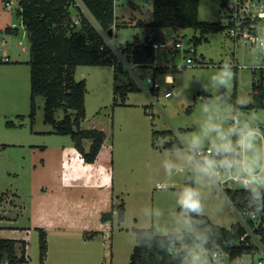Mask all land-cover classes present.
<instances>
[{
	"label": "rangeland",
	"instance_id": "374dc122",
	"mask_svg": "<svg viewBox=\"0 0 264 264\" xmlns=\"http://www.w3.org/2000/svg\"><path fill=\"white\" fill-rule=\"evenodd\" d=\"M14 1L13 7L8 8L5 0H0V36L6 40L4 47L11 58L10 61L0 60V196L4 195L0 213L17 205L13 191L21 194L20 202L27 198L30 144L71 140L69 134L50 131L54 126L45 120L43 94L35 96L36 112L33 117L31 115L30 41L17 11L18 0ZM223 1L200 0L199 18L226 23ZM152 4V0H116L115 4V15L122 25L115 29L113 46L123 61L132 65L124 63L129 70L128 76L137 84L136 89L126 94L115 92L116 79L110 64L79 65L76 68V78H86L88 88L86 118L82 126L102 128L107 133L110 146L105 152L106 158H111V154L114 156L115 182H121L127 211L123 220L116 216L113 228L110 227L105 236L95 234L89 239L87 245L91 253L83 251V254L76 255L75 250L74 255L67 254L63 260L65 264H127L137 243L134 228L153 227L156 231L155 222L145 214L146 209L160 210L163 213L161 223L170 221L177 211V194L185 186L183 174L169 176L163 166L170 155L169 143L176 141L172 130L191 132L195 129V122L200 118L198 97L207 95L201 93V84L206 83L225 60L234 65L236 72L234 85L228 90L233 101L241 95L255 98L254 84L260 83L257 79L259 69H251L249 65H264V52H258L242 39L236 40L225 27L204 32L194 27L141 25L140 20L151 21ZM149 35L152 39H165L169 43L180 38L184 47L189 45L192 36L203 37L196 44L195 52L182 48H157L153 65H134L120 48L127 41H133L135 36L145 39ZM187 57H192L193 62L188 63ZM173 64H185V67L182 70H155L156 65ZM168 72L173 74L172 82H165ZM128 76L124 75L122 79H128ZM148 76L156 77L161 86L151 90ZM168 89L172 93L165 96ZM243 111L264 116V106L248 107ZM63 116L64 110L58 108L55 117L61 119ZM33 132L38 135L34 136ZM202 191L206 215L214 223L228 227L241 220L234 207L217 212L221 197L228 199L222 189L204 188ZM26 219V215L20 216L16 224L26 225ZM254 256L257 258L258 253ZM26 264H42L37 231L29 237V260ZM225 264H228V257H225Z\"/></svg>",
	"mask_w": 264,
	"mask_h": 264
},
{
	"label": "trees",
	"instance_id": "16d2710c",
	"mask_svg": "<svg viewBox=\"0 0 264 264\" xmlns=\"http://www.w3.org/2000/svg\"><path fill=\"white\" fill-rule=\"evenodd\" d=\"M153 17L151 21H142L141 25L164 27H194L202 31H216L221 27L227 28L226 23L201 20L199 18L200 0H152ZM72 0H19L17 11L22 17L30 41L31 66V115L36 112L35 96H45V120L54 126V131L69 134L74 145L88 162L95 161L105 141L106 132L98 127H83L86 118V78H76V68L79 65L110 64L114 69L115 92L126 94L137 88V84L128 76L129 70L118 52L103 44L105 39L98 27L85 15L80 25H72ZM92 12L96 23L108 32L113 31V23L118 17L115 15L116 0H84ZM122 22L117 21V27ZM124 24V23H123ZM8 29H15L7 26ZM203 36L194 35L191 40L195 44ZM153 39L149 36L141 39L135 36L133 41H127L120 50L127 55L131 62L141 65H153L156 59ZM121 47V45H120ZM168 65H156L155 70L167 71ZM257 79L254 84V103L248 107L264 106V67L258 68ZM127 75L128 79H122ZM121 77V80H120ZM151 90H155L151 88ZM62 108L64 116L55 117L56 110ZM166 132V131H163ZM168 132V131H167ZM157 135V131L154 132ZM91 138L88 149L84 146V139ZM176 141L170 142L169 146ZM231 199L234 207L240 212L244 207L245 193L230 179L219 185ZM3 194L0 196L2 198ZM116 212L119 220L124 219L125 203H114L112 209L102 214L104 220H113ZM3 217L0 215V220ZM204 224L211 226L219 234V243L231 255L246 253L252 250L254 244H246L240 240L246 231L245 225L238 220L230 226L214 223L208 215L202 218ZM253 225V221H247ZM1 229V225H0ZM264 231L263 226L257 228ZM137 243L127 264H179L159 247L156 236L150 243L143 239L146 231L155 232L153 227H135ZM264 238V237H263ZM26 240L7 238L0 235V264H22L27 261ZM47 253V236L40 229V259L43 263ZM229 261V257H228Z\"/></svg>",
	"mask_w": 264,
	"mask_h": 264
},
{
	"label": "clouds",
	"instance_id": "9594fccd",
	"mask_svg": "<svg viewBox=\"0 0 264 264\" xmlns=\"http://www.w3.org/2000/svg\"><path fill=\"white\" fill-rule=\"evenodd\" d=\"M253 47L264 52V24L254 34ZM260 67L264 65H249L251 69ZM235 78L234 65L225 60L201 84V93L207 95L198 97L200 118L195 129L172 130L176 143L171 145L163 166L169 176L184 175L185 186L176 199L177 211L166 223H161L160 210L145 211L155 222L156 231H146L143 239L150 243L159 236V247L179 264H225L226 255L228 264H255L254 257L246 253L226 254L218 232L201 219L206 214L202 189H218L225 178L245 193L240 210L242 223L264 218V116L245 114L243 110L254 103L250 95L233 101L228 90ZM232 207L230 198L221 197L217 212Z\"/></svg>",
	"mask_w": 264,
	"mask_h": 264
},
{
	"label": "crops",
	"instance_id": "0c3cea01",
	"mask_svg": "<svg viewBox=\"0 0 264 264\" xmlns=\"http://www.w3.org/2000/svg\"><path fill=\"white\" fill-rule=\"evenodd\" d=\"M54 130L50 131L57 133ZM33 133L34 136L38 135L37 132ZM91 141V138L84 139L86 149ZM109 146L106 135L95 161L88 162L74 145L72 137L70 142L65 139L61 142L30 144L27 198H22L20 202L21 194L13 191L17 205L0 213L3 217L0 220V235L26 240L27 261L22 264L29 260V237L34 231L38 232L39 248L40 229L47 236V253L42 264H65L63 260L67 254L72 256L75 250L76 255L83 254V251L91 253L87 245L89 239L95 234L105 236L109 228H113L116 212L113 220H104L102 214L110 211L114 203L125 202V192L121 182L120 185L115 182L114 156L111 154V158H106L105 152ZM3 198L4 195L0 202ZM24 215L27 224H16L19 217Z\"/></svg>",
	"mask_w": 264,
	"mask_h": 264
},
{
	"label": "built area",
	"instance_id": "2783aa9c",
	"mask_svg": "<svg viewBox=\"0 0 264 264\" xmlns=\"http://www.w3.org/2000/svg\"><path fill=\"white\" fill-rule=\"evenodd\" d=\"M14 0H5V5L8 8H12L14 5ZM225 5V18H227V30L228 33L235 38L236 40L242 39L243 42L247 45L253 46V37L257 29L261 24H264V0H224L222 2ZM18 7L20 3L18 0ZM85 15L93 23L96 24L98 30L103 35L105 39V45L114 49L117 52V48L113 46V37L115 29L117 27L118 19H115L113 23V31L110 33L105 29H102L96 23V20L89 10L84 0H72L71 2V21L72 25H80L82 22V17ZM6 40L0 36V60L1 61H10V54L7 49L4 47ZM20 43L22 41L20 40ZM152 45L155 49L157 48H169V49H184L185 51H196V44L193 40L189 42L187 47L183 46L182 39H175L173 43H169L165 39L153 40ZM120 47V46H119ZM187 62L192 63V57H187ZM125 63V62H124ZM133 63V62H132ZM129 65L127 62L125 63ZM134 65H137L133 63ZM132 67V65H129ZM185 67V64H173L170 66V69L182 70ZM174 79L173 74L170 72L165 74V82H172ZM147 81L151 85L150 89H158L161 86L160 81L156 77L148 76ZM171 90L168 89L165 91V96L171 95ZM238 186V185H237ZM240 215V212H239ZM242 222V221H241ZM246 227V231L242 234L240 240L246 244H254L255 247L246 252L254 257L255 264H264V231H258L259 226H263L264 229V218L257 219L253 221V225L250 222L243 223ZM226 254H229L228 251H225ZM258 253V257L255 258V254ZM226 257H228L226 255Z\"/></svg>",
	"mask_w": 264,
	"mask_h": 264
},
{
	"label": "water",
	"instance_id": "95a60500",
	"mask_svg": "<svg viewBox=\"0 0 264 264\" xmlns=\"http://www.w3.org/2000/svg\"><path fill=\"white\" fill-rule=\"evenodd\" d=\"M223 16H225V15H223ZM112 31H110V33H111Z\"/></svg>",
	"mask_w": 264,
	"mask_h": 264
}]
</instances>
